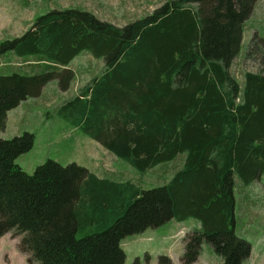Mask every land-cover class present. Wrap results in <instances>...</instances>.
<instances>
[{"label":"trees","instance_id":"trees-1","mask_svg":"<svg viewBox=\"0 0 264 264\" xmlns=\"http://www.w3.org/2000/svg\"><path fill=\"white\" fill-rule=\"evenodd\" d=\"M256 1L167 0L124 26L88 9L53 8L0 40V58L22 60L0 73V133L8 112L50 81L67 92L70 64L86 51L104 69L59 112L136 169L181 159L169 181L144 189L50 158L29 173L17 158L35 134L0 135V238L22 235L29 264H125V237L194 218L184 264L205 242L220 264H242L252 243L235 229V187L264 174V71L240 80L232 65ZM261 39L251 36L246 56Z\"/></svg>","mask_w":264,"mask_h":264},{"label":"rangeland","instance_id":"rangeland-1","mask_svg":"<svg viewBox=\"0 0 264 264\" xmlns=\"http://www.w3.org/2000/svg\"><path fill=\"white\" fill-rule=\"evenodd\" d=\"M167 0H0V40L13 38L21 35L30 23L39 14L45 13L53 8L78 7L95 12L103 19H111L117 24L124 26L143 16L149 15L157 7ZM257 7L261 4L264 9V0H257ZM116 6V7H114ZM114 7V8H109ZM251 16L244 23L242 45L238 55L233 60L234 73L242 80L245 71H264V17ZM256 33L262 37L261 41L249 50L250 38ZM87 54H79L71 64L77 62ZM0 61L7 60L1 57ZM80 65V64H79ZM104 69V68H103ZM100 67L90 66L88 71L81 69L79 81L75 82L70 96L79 92L82 85L89 82ZM100 72H102L100 70ZM2 73V72H0ZM3 74V73H2ZM52 88L51 81L45 87L46 93ZM47 107L30 108V118L14 119L15 110L11 112L9 124L2 133L12 138L15 135L29 131L35 134L32 148L22 153L17 158V163L27 172L33 173L39 164L47 159H54L62 164L76 162L86 166L90 171L100 176H111L118 180H132L142 188L163 185L173 176V169L180 163L181 159L164 165L160 163L147 170L134 168L127 161L116 157L112 152L104 148L99 142L91 138L80 127L75 126L71 120L66 119L60 112L63 102L70 96L62 93ZM69 100V99H68ZM33 100H30L32 103ZM35 110L39 111L33 114ZM173 173V174H172ZM242 186V187H241ZM238 184L236 192V232L237 235L246 238L248 241L261 243L260 252L256 250L249 256L248 261L252 264H264V233L258 229L254 234H247L251 226L264 225V174L251 183ZM254 207V208H253ZM252 208V209H251ZM258 211V212H257ZM258 216L261 223L256 219ZM198 222L194 218L184 220L172 219L158 227H151L139 234L129 235L122 240V247L126 251L125 264H133L138 258L141 264H160L158 258L161 255H168L172 264H184L181 260L183 255V236L196 228ZM21 236V237H19ZM10 238V236H7ZM12 242L6 248H14L16 252L11 253L12 264H23L19 259L22 253L18 248L22 235H12ZM256 240V241H255ZM10 252V251H9ZM221 255L214 252L213 247L205 242L202 245L200 256L193 264H220ZM26 261V258H25ZM5 264V263H4ZM166 264V263H165Z\"/></svg>","mask_w":264,"mask_h":264},{"label":"crops","instance_id":"crops-1","mask_svg":"<svg viewBox=\"0 0 264 264\" xmlns=\"http://www.w3.org/2000/svg\"><path fill=\"white\" fill-rule=\"evenodd\" d=\"M256 3H257V1H256ZM114 7H116V6H114ZM114 7H109V8H114ZM251 14L255 15L257 18L264 17V9L261 7V4L258 7H257V4H255V7H253ZM107 20L113 22L116 25L121 26V24H117L114 21H112L111 19H107ZM83 53L87 54L86 57H83V59L79 60L75 66L70 64V67H72L75 70L76 76H75L74 81L72 82L70 89L67 92H62L59 89L58 81L52 80L51 81L52 88L50 89L49 92L46 93V91H45V87L47 86V84H46V86H44L42 92L38 96L30 97V98L23 100L17 107L11 109L8 112L6 129L8 127L12 111L15 110L14 119L20 120V119L30 118V116H28V112H29L30 108L32 107V105H34L36 108H40L42 106L47 107L48 104L52 103L57 97L60 101L61 98L63 97L62 93H66V95L70 96V93L72 91L73 86L76 85L75 82L83 84L82 82H78L79 81L78 80L79 74H81V69L84 71H88L90 66H95V67L99 66L100 70L101 71L103 70L104 61L102 58L95 57L94 55H92L91 53L86 52V51L80 53V55ZM11 57H12V59H10L11 61H7V60L0 61V72H7V73L13 72L20 67L22 60L20 58H17L15 55H11ZM100 70L95 72V75H98L100 73ZM72 96H70V97H72ZM30 100H33L32 103H30ZM32 113L35 115V114L39 113V111L35 110V112H32ZM0 135L3 138L7 137L2 132L0 133ZM256 219H258L259 222L261 221V219H259L258 216L256 217ZM261 225H263V224L261 223ZM248 229H249V231L247 233L248 235L256 233L257 232L256 229H258L261 232L263 231V233H264V225L262 227H260L258 224H256V226H251L250 228L248 227ZM8 235L10 236V238L7 237ZM12 235H13V233L8 232L0 238V264H4V263L5 264H12L11 253H14L16 251L14 248H6V245L10 244L13 241ZM19 237H21V236H19ZM257 239H258L257 242H252L250 255L252 254V252L254 250H256V253L260 252L261 243L259 242L258 237H257ZM22 254L23 255H21L19 257V259L23 262V264H29L30 255L28 253H22ZM25 258H26V261H25ZM248 258H245V260L243 261L242 264H252L248 261Z\"/></svg>","mask_w":264,"mask_h":264}]
</instances>
